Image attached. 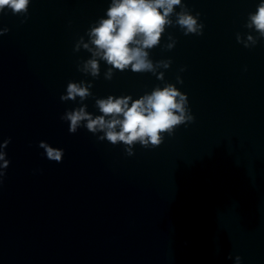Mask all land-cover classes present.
Returning <instances> with one entry per match:
<instances>
[{"label":"clouds","instance_id":"1","mask_svg":"<svg viewBox=\"0 0 264 264\" xmlns=\"http://www.w3.org/2000/svg\"><path fill=\"white\" fill-rule=\"evenodd\" d=\"M30 0H0V14L10 10L13 15L27 18ZM179 6L180 11L175 8ZM175 16V22L171 19ZM106 17V18H105ZM105 17L100 18L87 30L88 40L81 36L73 51L81 48L90 53V58L82 60L77 70L96 79L100 76V61L108 67L104 73L106 80H111L114 72L131 69L134 73L150 72L163 80V73L157 74V69H168L171 60L153 62L149 50L160 45L166 27L178 25L184 35H203L204 24L199 22L200 13L193 15L182 0H111ZM22 23L25 21H21ZM245 28L254 30L258 35H242L237 33L236 40L245 48H253L258 41L264 39V0L258 4L254 13H249ZM9 32L7 27L0 28V36ZM170 41L165 49L175 47L176 40L168 35ZM185 69L181 68L180 71ZM177 82L183 83L180 76ZM90 81H69L66 94L61 95V101H76L79 97L81 106L66 111L60 119L69 122V132L75 134L79 128L85 127L90 133L97 134L100 141L107 140L113 145L122 143L128 156L134 155L133 146L139 143L144 148H155L162 143L164 133L173 135L174 129L182 124L193 123L195 117L191 113L188 97L174 84L167 83L164 87H155L151 93H146L137 99L131 95L95 100V107L100 115L88 112L83 103L92 96ZM11 138L0 143V183L6 175L5 170L10 161L4 151ZM39 148L44 150L50 161L62 162L64 150L54 148L45 141L39 142ZM228 259H232L229 254ZM241 257L235 256V264H241Z\"/></svg>","mask_w":264,"mask_h":264}]
</instances>
